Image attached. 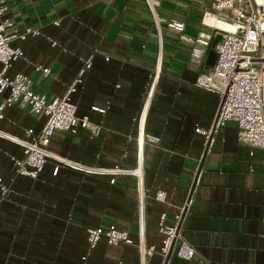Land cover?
<instances>
[{"label":"crops","instance_id":"crops-1","mask_svg":"<svg viewBox=\"0 0 264 264\" xmlns=\"http://www.w3.org/2000/svg\"><path fill=\"white\" fill-rule=\"evenodd\" d=\"M6 1L0 22L12 19L9 31L39 30L12 41L24 55L8 76L25 74L34 91L59 97L92 60L71 99L77 115L87 116L93 126L56 131L49 151L92 166L134 167L140 116L159 60L144 130L160 142L147 141L143 148L142 237L134 176L64 166L54 173L53 158L35 178L16 175L12 158H22L23 147L0 135V178L9 188L5 196L0 189V264H164L160 216L165 213L173 224L184 208L180 230L198 255L190 260L172 255L168 264H202V259L264 264V149L240 143L237 125L228 122L204 157L205 138L196 131L211 127L220 99L195 84L214 65L213 45L221 35L220 27L207 21L221 19L211 14L203 20L209 4L156 0L158 29L147 0ZM168 20L184 21V30L169 28ZM36 65L48 67L50 75ZM8 95L9 89L3 90L0 103ZM1 112L0 131L21 138H28L30 129L32 136L39 134L46 120L17 104ZM158 191L166 193L165 200L156 198ZM110 224L128 232L132 242L111 245L102 236L90 247L87 228ZM141 245L154 247L145 260Z\"/></svg>","mask_w":264,"mask_h":264},{"label":"built area","instance_id":"built-area-1","mask_svg":"<svg viewBox=\"0 0 264 264\" xmlns=\"http://www.w3.org/2000/svg\"><path fill=\"white\" fill-rule=\"evenodd\" d=\"M193 4H209V9L204 12L203 20L211 14L228 22L232 28H218L220 38L213 45L216 55L214 65L207 71H202L195 84L198 87L215 92L219 95V105L211 127L208 130L196 128L197 132L204 135L203 156L210 154L216 142V136L228 122H234L238 127V140L251 148L264 149V0H188ZM154 14L155 22L160 29L161 20L156 11L157 1L147 0ZM6 0H0V16L8 10ZM55 24L59 25L60 20ZM169 28L182 32L185 22L181 20H168ZM13 27V20L5 17L0 22V93L9 89V95L0 103V117L6 105L17 104L28 108L33 115H45V123L39 134L32 136L33 131L27 130L28 138L13 136L0 131V135L13 140L23 147L22 158L13 157L12 170L16 175L35 178L43 170L48 158L56 161L54 173L64 166L85 173L96 174H129L136 178V192L138 195V210L141 220V236L143 237V216L145 209V156L144 144L149 141L155 144L160 142L159 136H150L145 133V113L153 95L157 79L160 75V60L155 68L153 80L146 95L144 109L140 116L139 132L136 137L137 162L132 168L115 166L112 169L92 166L68 157L60 156L47 149L53 134L56 131L76 133L79 127L92 128L93 124L87 116L77 115V105L71 99V93L77 90L79 84L84 82V73L91 67L92 60H86L75 80L69 85L63 96L48 97L32 89V79L22 73L13 77L6 73L13 62L23 57L24 52L20 47L12 46L14 39H25L28 34L36 36L39 30L27 26L23 31H9ZM106 56V60L109 59ZM35 69L44 76L50 75L48 67L36 65ZM119 86V85H117ZM94 109L102 110L95 106ZM32 136V137H31ZM31 137V138H29ZM252 153V152H251ZM197 182V181H196ZM2 196L8 191V185L0 178ZM166 193L158 191L156 198L165 200ZM191 200V199H190ZM190 201H188L189 203ZM185 209V208H184ZM183 213V211H182ZM182 213L176 215V222H166L163 213L159 220V230L163 233L161 254L166 257L171 251L172 255L190 260L198 252L181 233ZM102 236L111 245L131 243L128 232L110 224L107 227L87 228V239L90 247H95ZM143 260L145 255L152 254L154 247L145 248L141 245ZM201 263L205 261L202 259Z\"/></svg>","mask_w":264,"mask_h":264},{"label":"bare ground","instance_id":"bare-ground-1","mask_svg":"<svg viewBox=\"0 0 264 264\" xmlns=\"http://www.w3.org/2000/svg\"><path fill=\"white\" fill-rule=\"evenodd\" d=\"M212 16V15H211ZM215 18V17H214ZM219 19V18H218ZM207 21H210V23H214V24H217L219 27H221V28H225V29H231L232 28V26L228 23V22H226V21H224V20H215V19H212V18H210V19H207ZM206 21V22H207ZM208 24V23H207Z\"/></svg>","mask_w":264,"mask_h":264},{"label":"water","instance_id":"water-1","mask_svg":"<svg viewBox=\"0 0 264 264\" xmlns=\"http://www.w3.org/2000/svg\"><path fill=\"white\" fill-rule=\"evenodd\" d=\"M204 157H205V156H204ZM204 157H203V160H204ZM201 166H202V165H201ZM194 186H195V183H194V185H193V187H192L191 194H190V197H189V200H188V201H190V199H191L192 193H193V191H194ZM186 211H187V208H185V209L183 210V213H182V221H183V219H184V217H185ZM171 257H172V252L170 251V252L168 253V255L165 257L164 264H168V262H169V260L171 259Z\"/></svg>","mask_w":264,"mask_h":264}]
</instances>
